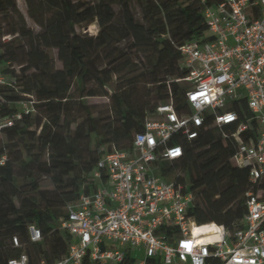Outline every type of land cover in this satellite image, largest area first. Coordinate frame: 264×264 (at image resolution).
Returning <instances> with one entry per match:
<instances>
[{
    "label": "trees",
    "instance_id": "obj_1",
    "mask_svg": "<svg viewBox=\"0 0 264 264\" xmlns=\"http://www.w3.org/2000/svg\"><path fill=\"white\" fill-rule=\"evenodd\" d=\"M24 1L33 24L18 0H0V69L13 79L0 83V116L12 115L24 99L33 98L35 106L0 135V157L6 156L0 163V264L24 252L31 264L51 263L67 252L71 236L60 226L65 207L95 186L90 172L102 154L132 150L134 134L158 105L172 100L177 108L186 106L189 85L182 78L188 72L180 47L205 36L204 8L221 0ZM92 24L98 42L85 30ZM94 96L108 103H91ZM233 108L241 119L250 115L245 102ZM255 128L252 120L249 130ZM177 142L182 156L158 163L159 172L194 193L190 217L198 224L238 222L246 192H264V176L253 183L248 168L233 163L232 142L216 126L170 143ZM44 178L51 188H43ZM30 224L41 230L40 240L30 238ZM109 261L86 255L82 264ZM138 261L128 251L113 264ZM145 264L162 261L148 256Z\"/></svg>",
    "mask_w": 264,
    "mask_h": 264
},
{
    "label": "built area",
    "instance_id": "obj_2",
    "mask_svg": "<svg viewBox=\"0 0 264 264\" xmlns=\"http://www.w3.org/2000/svg\"><path fill=\"white\" fill-rule=\"evenodd\" d=\"M204 17L205 36L180 47L188 72L182 78L189 85L186 106L177 108L172 100L158 105L134 134L132 150L102 154L90 172L95 186L65 207L60 226L71 236L67 252L38 264H82L86 255L118 262L128 251H143L162 264H264L262 190L246 192V212L232 226L198 224L189 215L194 193L159 172L158 163L183 154L181 143H170L174 138L191 140L213 125L231 140L233 163L248 168L253 183L264 176V0H221L206 6ZM12 81L0 69V83ZM243 102L250 115L241 119L233 105ZM17 106L12 115L0 116V135L35 110L33 98ZM229 124L236 127L225 130ZM29 234L33 241L42 237L34 224ZM12 245H19L17 236ZM7 264L31 263L24 252Z\"/></svg>",
    "mask_w": 264,
    "mask_h": 264
},
{
    "label": "rangeland",
    "instance_id": "obj_3",
    "mask_svg": "<svg viewBox=\"0 0 264 264\" xmlns=\"http://www.w3.org/2000/svg\"><path fill=\"white\" fill-rule=\"evenodd\" d=\"M18 4L20 9L22 10V12L27 16L28 18V14H27V7H26V3L24 0H18ZM30 24H33V22L31 21V19H29ZM86 31H89L90 33L94 34L96 36V41H100L101 40V36L97 33L98 30V26L96 24H92L90 26H87L85 28ZM66 52L69 51V49L66 47L64 49ZM133 53H137L136 49L132 50ZM51 53L55 58V62H56V66L57 67H62V62L58 59V51L57 49H51ZM89 101L91 103L97 104V105H103V104H107L108 103V98L106 97H98V96H94L89 98ZM42 186L43 188H51L52 185L50 184V181L48 178H44L42 181ZM63 211L65 210L64 208L62 209ZM8 248H11V246H8ZM136 256L138 258V260H142L145 259L146 254L143 251H137L136 252ZM108 264H113V261H109Z\"/></svg>",
    "mask_w": 264,
    "mask_h": 264
},
{
    "label": "bare ground",
    "instance_id": "obj_4",
    "mask_svg": "<svg viewBox=\"0 0 264 264\" xmlns=\"http://www.w3.org/2000/svg\"><path fill=\"white\" fill-rule=\"evenodd\" d=\"M204 227H209V225L208 226H204ZM198 228H195V230H197Z\"/></svg>",
    "mask_w": 264,
    "mask_h": 264
}]
</instances>
